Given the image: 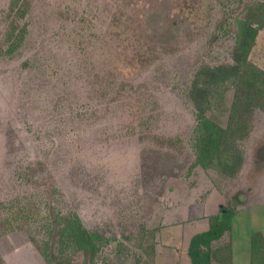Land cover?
I'll return each mask as SVG.
<instances>
[{"label": "rangeland", "instance_id": "obj_1", "mask_svg": "<svg viewBox=\"0 0 264 264\" xmlns=\"http://www.w3.org/2000/svg\"><path fill=\"white\" fill-rule=\"evenodd\" d=\"M223 1L0 0L3 264H50L39 244L56 249L47 226L72 211L107 237L94 261L67 252L74 264H167L155 244L185 210L264 200V107L237 140L239 167L195 163L190 84L233 59L220 23L238 0ZM249 57L264 69V26ZM233 98L231 86L207 113L226 126Z\"/></svg>", "mask_w": 264, "mask_h": 264}, {"label": "trees", "instance_id": "obj_2", "mask_svg": "<svg viewBox=\"0 0 264 264\" xmlns=\"http://www.w3.org/2000/svg\"><path fill=\"white\" fill-rule=\"evenodd\" d=\"M226 1L236 3L234 0ZM226 1H223V4H227ZM242 3L244 11L237 13L235 10L240 9H236V7H240ZM230 18H233L231 22L234 24L232 31L226 29L229 26L227 23H231ZM263 26L264 0L244 2L238 0V3L233 5L231 11L227 13L224 21L220 23V28H224L225 32H232L234 40L231 50L232 61L204 64L195 71L189 88V96L196 108L197 124L194 141L196 164L214 166L225 172H232L241 164L242 152L238 148L237 140L245 133L246 121L248 122L251 118L253 108L256 105L264 107V69L251 61L249 57L257 35ZM17 38V42L21 40V33L15 36V39ZM17 44L12 42L8 50H15ZM231 86L234 87V98L228 123L224 126L210 116L207 110L213 106L216 100L223 98L224 92ZM223 208L221 214L215 215L216 218L221 219L222 215H225L226 219L228 218L230 208ZM24 210L26 209L21 207L16 217L30 214ZM45 216L49 217V214ZM215 223L212 222L208 231L199 233L192 238L189 252L194 264H208V253L202 244L220 236L222 230L227 226L226 221L218 228L214 225ZM5 228L9 230L12 227H5L0 217V234L3 233L1 229L5 230ZM47 232L53 239V244L55 242L58 244L56 249L49 245L48 239L39 244V248L50 264H74L70 257H65V254L70 251L74 253L82 251L89 260L94 261L102 243L107 240V237L99 231L90 230L76 211L61 214L55 227L47 226ZM3 263L0 255V264Z\"/></svg>", "mask_w": 264, "mask_h": 264}, {"label": "crops", "instance_id": "obj_3", "mask_svg": "<svg viewBox=\"0 0 264 264\" xmlns=\"http://www.w3.org/2000/svg\"><path fill=\"white\" fill-rule=\"evenodd\" d=\"M254 195L256 194L247 196L240 194V202L236 207L229 206L225 201L219 203L211 201L208 204H201L199 214L185 210L187 216L182 218L185 224H172L167 232L162 233L164 241H168L155 244L160 254L158 260L167 264H194L189 252L192 238L208 231L215 215L221 214L223 207H229L227 226L221 235L202 244L208 253L207 263L264 264V200L256 201ZM217 203L218 209L215 210ZM182 212L184 214V211ZM169 215L178 217L179 214L171 210ZM238 221L239 225L236 224ZM231 223H234V226H231Z\"/></svg>", "mask_w": 264, "mask_h": 264}]
</instances>
